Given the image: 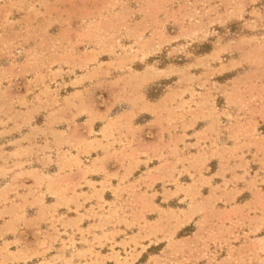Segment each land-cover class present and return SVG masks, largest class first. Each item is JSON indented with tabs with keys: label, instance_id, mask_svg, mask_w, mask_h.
Masks as SVG:
<instances>
[{
	"label": "rangeland",
	"instance_id": "1",
	"mask_svg": "<svg viewBox=\"0 0 264 264\" xmlns=\"http://www.w3.org/2000/svg\"><path fill=\"white\" fill-rule=\"evenodd\" d=\"M22 133L0 264H264V0H0V156Z\"/></svg>",
	"mask_w": 264,
	"mask_h": 264
},
{
	"label": "crops",
	"instance_id": "2",
	"mask_svg": "<svg viewBox=\"0 0 264 264\" xmlns=\"http://www.w3.org/2000/svg\"><path fill=\"white\" fill-rule=\"evenodd\" d=\"M67 137L70 142L76 141L79 139L74 134H67ZM25 133H22L18 138L11 139L9 147H6L2 152L3 155L0 156V219H3L5 215H7L2 222H0V227H10L14 214L22 216V213L25 208H27L28 204H34L33 198V190L39 187V183L37 180H43V173L41 172V166L29 167L28 163L30 160L28 157L29 144H24L25 142ZM142 148L137 146V153L140 152ZM79 153L72 154L65 164L61 165L59 169L55 170V180L57 181L54 188L57 190H62L57 196L58 201L59 197H67L72 196L76 192H78V186L87 180L85 178L86 170L88 167V163L84 158H80L78 156ZM90 161V160H89ZM118 161V160H117ZM29 176L32 179H29ZM37 183H36V182ZM36 183V184H35ZM38 184V185H37ZM16 202L14 205H9L8 203ZM16 207V208H14ZM16 210L17 211H12ZM38 208L36 214L38 215ZM18 211H21L18 212ZM14 212V214L12 213ZM36 215V217H37ZM24 216V215H23ZM28 222L27 230L30 228V223H32L27 216L25 218ZM25 222L24 225L26 226ZM26 230V231H27ZM37 230V229H36Z\"/></svg>",
	"mask_w": 264,
	"mask_h": 264
}]
</instances>
